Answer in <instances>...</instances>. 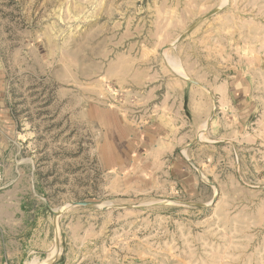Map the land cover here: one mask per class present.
Masks as SVG:
<instances>
[{
  "label": "rangeland",
  "instance_id": "obj_1",
  "mask_svg": "<svg viewBox=\"0 0 264 264\" xmlns=\"http://www.w3.org/2000/svg\"><path fill=\"white\" fill-rule=\"evenodd\" d=\"M223 1L0 0V264H264V0Z\"/></svg>",
  "mask_w": 264,
  "mask_h": 264
},
{
  "label": "crops",
  "instance_id": "obj_2",
  "mask_svg": "<svg viewBox=\"0 0 264 264\" xmlns=\"http://www.w3.org/2000/svg\"><path fill=\"white\" fill-rule=\"evenodd\" d=\"M111 133H112L111 136L113 137L112 139L114 142V153H115L114 156H115V160H117V162L126 158L125 157L126 148H127L126 146L129 145V144H127V142L129 143V141H132V142L135 141L137 143L140 142V144L144 143L143 141H139V135L141 134V130L138 132L135 131V133H133L129 136H126L125 139H122L124 131H121V129H113ZM51 256L54 257L52 250H51Z\"/></svg>",
  "mask_w": 264,
  "mask_h": 264
},
{
  "label": "water",
  "instance_id": "obj_3",
  "mask_svg": "<svg viewBox=\"0 0 264 264\" xmlns=\"http://www.w3.org/2000/svg\"><path fill=\"white\" fill-rule=\"evenodd\" d=\"M217 12H215V13H212V14H210V15H208L207 17H210V16H212V15H215ZM186 79V78H185ZM186 80H189V79H186ZM189 81H191V82H193V83H196L195 81H192V80H189ZM197 84V83H196ZM75 205H81V206H88V207H97L98 205H96V204H92V203H76ZM48 262H52V260H48ZM45 264H49V263H45Z\"/></svg>",
  "mask_w": 264,
  "mask_h": 264
},
{
  "label": "bare ground",
  "instance_id": "obj_4",
  "mask_svg": "<svg viewBox=\"0 0 264 264\" xmlns=\"http://www.w3.org/2000/svg\"><path fill=\"white\" fill-rule=\"evenodd\" d=\"M227 0L223 1V4H226ZM176 74L180 75L181 77H184V75L182 74V71H180L179 69H175L174 71Z\"/></svg>",
  "mask_w": 264,
  "mask_h": 264
}]
</instances>
